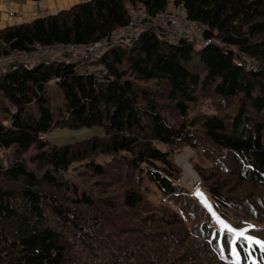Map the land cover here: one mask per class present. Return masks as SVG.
<instances>
[{
	"label": "trees",
	"instance_id": "1",
	"mask_svg": "<svg viewBox=\"0 0 264 264\" xmlns=\"http://www.w3.org/2000/svg\"><path fill=\"white\" fill-rule=\"evenodd\" d=\"M172 5L216 42L173 44L149 28L133 45L111 47L98 59L16 64L0 74V151L10 150L13 159L0 156V264H153L145 259L155 251L163 264H221L216 255L232 234L218 242L196 200L178 202L179 212L142 211L151 189L164 200L187 197L175 185L180 173L172 151L199 149L204 140L226 153L213 169H202L211 171L203 179L215 207L226 218L252 203L254 220L264 223V194L238 200L225 187L229 175L239 186L264 187V0H90L0 29V56L36 45L93 43L126 27L132 10L154 16ZM241 54L257 68L247 69ZM54 79L64 98L57 110L47 89ZM204 97L218 112L187 118ZM95 125L103 126V136L62 145L40 139L55 129ZM31 149L38 151L34 167L25 157ZM74 174L96 178L97 199L78 193L67 177ZM251 232L264 238V231ZM229 244L223 251L230 261ZM236 246L240 264H264L260 246L250 248L255 261L245 243Z\"/></svg>",
	"mask_w": 264,
	"mask_h": 264
},
{
	"label": "rangeland",
	"instance_id": "2",
	"mask_svg": "<svg viewBox=\"0 0 264 264\" xmlns=\"http://www.w3.org/2000/svg\"><path fill=\"white\" fill-rule=\"evenodd\" d=\"M116 32L117 31H115L114 33ZM38 51L39 49L36 46L35 49L33 51H30L29 53L35 54ZM51 59H64V56L56 55L55 52L48 50L46 55L43 57L29 56L28 58L23 57L21 59H18L17 61L22 62V63L25 62L27 63V65H35L43 60H51ZM11 63L1 62L0 63V74L4 73L7 70V66H9ZM47 89L53 97V108L57 110L58 106L62 107L64 103V98H63V93L61 92L58 85L49 84L47 86ZM233 104L234 103H230L227 107L228 108L231 106L233 107ZM190 108H191V111H189L190 113L188 114V116H186L187 118H193L203 113L213 115L218 112L216 104L213 102V100L211 98H206V97L200 98L197 101V103L195 105L194 104L191 105ZM173 119L178 122L180 121V118L177 115L173 116ZM104 132H105L104 128L101 125H95L89 128H82L79 130H72V129H67V128L55 129L48 134V140L52 144L62 145V144L71 143L74 141H79L85 138L93 137L95 135L103 136L105 134ZM36 153H38L37 150L31 149L25 155L27 162H29V165L31 167H34V164L31 162V158L34 155H36ZM225 155L226 153L224 151H221L215 145L205 140L202 141L201 144H199V149L193 148L192 146H189V145H185L181 148L173 150L172 155H171V160L173 161V164L175 165L177 171L180 173L178 178L175 180V185L182 187L185 193L184 195L187 196L186 197L187 199L179 198V196H176L172 198L168 197L167 200H164V198L161 197L159 192H156L157 191L156 189H151L146 194L147 195L146 204L148 208H142V211H144L143 214L149 215L151 211L158 210L159 207L162 208V211L165 209H168L174 212L175 211L179 212L180 207L179 205H177L178 202L180 203L181 201H183L184 203L186 202L192 203L191 201L196 200L201 206L204 207V213L201 216L202 221L204 220V216H206L207 218L206 223L207 225L211 226V229H212L211 235L214 236V234L217 233L218 242H219V239H221L220 237H222V234L224 232L230 233L227 230H222L221 222L223 224L230 226V228L235 229L237 231L248 229L246 233L247 236L252 237L253 240L264 242V238L261 237V235L259 236L257 235L258 233L254 234L251 232V229H259L260 231H264V223L262 222L259 223L255 221L253 218L252 213H254V209H252L251 206L249 207V205L254 206V204L245 202V204L243 205L245 210L249 209L251 212L249 210L246 212L232 210L230 213H227L229 215L226 216L225 218L221 215L220 211L215 207V203H214L215 201L213 200V198L205 190L206 184L203 178L204 177L206 178V175L209 174L211 171L203 173L202 169H205V170L213 169L215 166H217V164H219V162L224 160ZM0 156L8 157L10 161L13 160L10 157V150H6V151L1 150ZM184 162L190 164V166L193 169V173H190L184 168V165H183ZM218 170L226 172L227 169L221 168ZM229 176H231L232 178H229V180L227 181L228 184H226L225 187H228L227 191H229V195H233L236 193L240 197L238 200L245 199L246 195H249V194L251 195V194H254L255 192L264 194V187H257V186L255 187V185L252 186L251 183L249 182H247L246 185L244 186H239L237 184L238 179L237 178L235 179L233 175H229ZM67 177L72 182L74 187L78 189L79 194L87 193V195H92L95 198L97 197L96 191L99 188L94 185V181H96V178L91 177L90 178L91 182H87L84 177H76L75 174L72 177L70 176H67ZM199 181H201L202 185L205 187H204V191L202 187V190L200 193L201 195H196V193H194V191L192 190V186ZM241 193H243L244 196H241ZM254 199H255L254 202L260 207H262V203L259 200H257L256 197ZM231 213H236V216L235 217L231 216L230 215ZM181 215L183 217L181 218L183 219L184 224L189 229H191L194 225V223H192L191 221V217L187 215V213H184ZM249 215H250L251 220L242 217V216H249ZM239 216H240V219L238 218ZM212 218H213V221H212ZM236 224H238V226ZM229 237L232 240H236V238L233 235ZM228 240L229 238H227L225 242L220 246V253L216 255L217 260L219 262L221 260V264H224L225 261H228L227 259L224 258L226 252L223 251V248L225 247ZM237 241L243 242V244L245 243L246 245L245 247L248 249V257L252 258V260L255 261V256L252 255L250 248L251 247L255 248L257 244L255 243L249 244L248 241L246 240H237ZM227 249H228V254L230 255V258H231L230 260L240 264L241 258L238 253L237 246H236V253H238V255L233 254L231 244L228 245ZM206 253H210V251ZM120 255L124 260L126 259L123 253ZM160 256H161L160 252L155 251L154 257L152 255L150 259H145V261L146 262L153 261L152 262L153 264H163L161 263L163 256L159 259ZM130 263L136 264L133 260H131Z\"/></svg>",
	"mask_w": 264,
	"mask_h": 264
},
{
	"label": "built area",
	"instance_id": "3",
	"mask_svg": "<svg viewBox=\"0 0 264 264\" xmlns=\"http://www.w3.org/2000/svg\"><path fill=\"white\" fill-rule=\"evenodd\" d=\"M10 16L12 17L14 14L10 13ZM149 28H153L164 40L173 44L184 41L196 47H203L212 42H216L205 38V26L189 19L186 11L181 6H169L165 12L154 16L150 15L145 9L138 8L132 10L130 23L126 27L119 31L117 30L116 33L99 41L89 44L56 43L45 47L36 45L39 49L37 53L11 52L0 56V63L12 62L7 66V69L16 64H27L17 60L23 57L28 58L29 56L43 57L48 50L55 52L56 55L64 56V59L71 61H79L82 58L98 59L111 47H129L133 45L139 39L140 35ZM239 56V59L245 64L247 69L253 70L257 68V62L254 59L243 54ZM57 81L58 79H54L50 84H55ZM40 139L47 140L48 134H41ZM202 187L204 191V186L199 181L192 186V190L198 195V193H201ZM224 264H236V262L225 261Z\"/></svg>",
	"mask_w": 264,
	"mask_h": 264
},
{
	"label": "crops",
	"instance_id": "4",
	"mask_svg": "<svg viewBox=\"0 0 264 264\" xmlns=\"http://www.w3.org/2000/svg\"><path fill=\"white\" fill-rule=\"evenodd\" d=\"M87 1L90 0H0V29L54 15Z\"/></svg>",
	"mask_w": 264,
	"mask_h": 264
},
{
	"label": "snow or ice",
	"instance_id": "5",
	"mask_svg": "<svg viewBox=\"0 0 264 264\" xmlns=\"http://www.w3.org/2000/svg\"><path fill=\"white\" fill-rule=\"evenodd\" d=\"M198 195H201V194L198 193ZM221 226H222V230H227L228 232L232 233V235L236 238V240H232L231 238L229 239V243L231 244L234 255H238V253H236L237 240H246L248 241L249 244L255 243L259 245L262 250H264V242L253 240L252 237L246 235L248 229L237 231L235 229L230 228V226L223 224L222 222H221Z\"/></svg>",
	"mask_w": 264,
	"mask_h": 264
},
{
	"label": "bare ground",
	"instance_id": "6",
	"mask_svg": "<svg viewBox=\"0 0 264 264\" xmlns=\"http://www.w3.org/2000/svg\"><path fill=\"white\" fill-rule=\"evenodd\" d=\"M183 165H184V168H185L187 171H189L190 173H193V169H192V167L190 166L189 163L184 162Z\"/></svg>",
	"mask_w": 264,
	"mask_h": 264
},
{
	"label": "clouds",
	"instance_id": "7",
	"mask_svg": "<svg viewBox=\"0 0 264 264\" xmlns=\"http://www.w3.org/2000/svg\"><path fill=\"white\" fill-rule=\"evenodd\" d=\"M212 221H213V219H212ZM229 261V260H228ZM231 261V260H230ZM237 264V263H236Z\"/></svg>",
	"mask_w": 264,
	"mask_h": 264
}]
</instances>
